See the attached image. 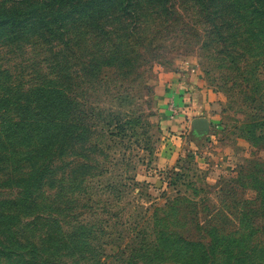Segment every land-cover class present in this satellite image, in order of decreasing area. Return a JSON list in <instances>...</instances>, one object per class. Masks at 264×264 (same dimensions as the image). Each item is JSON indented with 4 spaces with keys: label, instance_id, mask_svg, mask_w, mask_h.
Wrapping results in <instances>:
<instances>
[{
    "label": "rangeland",
    "instance_id": "374dc122",
    "mask_svg": "<svg viewBox=\"0 0 264 264\" xmlns=\"http://www.w3.org/2000/svg\"><path fill=\"white\" fill-rule=\"evenodd\" d=\"M171 1L174 15L150 30L146 61L133 74L120 77L109 68L103 82L92 84L82 76L75 81V106L97 126L98 136L90 147L61 146L62 158L50 170L55 189L41 195L43 203L54 205L43 209L42 204L35 212L63 227L85 225L87 236L110 244L103 253L107 263L116 259L118 248L143 239L156 243L168 234L206 244L216 230L236 233L241 219L264 223L250 212L255 194L249 187L238 194L232 183L240 167L264 162V141L254 144L244 130L264 104V64L258 75L257 61L253 64L243 48L232 46L223 55L193 1ZM47 54L40 46L0 47V71H9L17 84L31 82L45 69ZM193 77L211 94L209 108L202 111L192 110L184 96L179 107L175 98L178 88L192 91ZM200 118L207 121L204 134L194 127ZM85 173L91 176L80 180ZM3 181L0 176V198L16 197L19 188ZM29 215L24 214V223L32 220ZM257 237L254 244L264 242ZM229 255L224 264L233 263ZM129 259L126 254L125 264H151Z\"/></svg>",
    "mask_w": 264,
    "mask_h": 264
},
{
    "label": "trees",
    "instance_id": "16d2710c",
    "mask_svg": "<svg viewBox=\"0 0 264 264\" xmlns=\"http://www.w3.org/2000/svg\"><path fill=\"white\" fill-rule=\"evenodd\" d=\"M192 1L223 55L232 46L243 48L253 64L257 61L258 74L264 64V0ZM174 10L171 0H0V47L40 46L49 54L42 59L45 69L31 82L17 84L9 71H0V176L21 189L16 197L0 198V264H125L126 254L130 262L151 264H224L228 254L232 264H264V242L253 243L258 234L264 237L259 221L241 219L236 233L216 230L206 244L168 234L156 243L143 239L118 248L116 259L107 263L103 253L110 244L87 236L85 225L63 227L35 213L42 204L43 209L54 205L53 200L43 203L41 195L57 183L50 185L55 177L50 170L62 158L61 146L90 147L98 136L97 126L75 106V81L82 76L92 84L103 82L109 68L120 77L133 74L146 61L150 30L172 18ZM255 110L244 130L257 144L264 141V104ZM90 176L82 174L80 180ZM232 183L237 193L249 187L255 194L250 212L264 218L263 160L240 167ZM24 214L32 220L24 223Z\"/></svg>",
    "mask_w": 264,
    "mask_h": 264
},
{
    "label": "crops",
    "instance_id": "0c3cea01",
    "mask_svg": "<svg viewBox=\"0 0 264 264\" xmlns=\"http://www.w3.org/2000/svg\"><path fill=\"white\" fill-rule=\"evenodd\" d=\"M188 87L191 88V92H185L183 89L176 90L174 93H176L175 98L177 99V105L179 107H184L183 104V99H188L189 100V105L191 106L190 108L192 110L196 111H202L204 109L209 108L210 106V97L211 94L207 92V90L204 88L202 83L199 81L198 78L193 77L189 82H188ZM180 91V92H179ZM185 98H182V97ZM186 105V104H184Z\"/></svg>",
    "mask_w": 264,
    "mask_h": 264
},
{
    "label": "water",
    "instance_id": "95a60500",
    "mask_svg": "<svg viewBox=\"0 0 264 264\" xmlns=\"http://www.w3.org/2000/svg\"><path fill=\"white\" fill-rule=\"evenodd\" d=\"M194 127L200 134H204L208 130L207 121L202 118L195 120Z\"/></svg>",
    "mask_w": 264,
    "mask_h": 264
}]
</instances>
